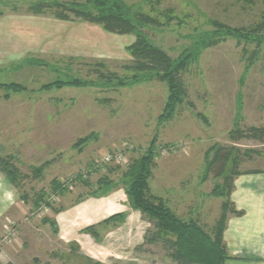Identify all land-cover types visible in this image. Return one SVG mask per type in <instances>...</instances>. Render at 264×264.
I'll return each instance as SVG.
<instances>
[{"label":"rangeland","instance_id":"obj_1","mask_svg":"<svg viewBox=\"0 0 264 264\" xmlns=\"http://www.w3.org/2000/svg\"><path fill=\"white\" fill-rule=\"evenodd\" d=\"M43 1L66 0H27L20 9L35 14L31 6ZM125 1L156 19L146 32L173 58L197 34L213 30L214 21L251 26L264 14V0ZM42 11L39 15L50 17L56 12ZM72 21L82 26L83 21ZM69 30H62L65 38L59 46L65 49L70 46L67 37L73 36ZM92 30L94 46L82 47L90 51L30 52L0 67V157L22 176L19 188L6 180L26 206L25 216L2 228L0 251L18 248L20 264H176L162 243L152 239L155 229L147 217L130 207L119 179L132 160L151 149V192L167 203V192L174 188L173 200L180 201L175 209L210 232L223 202H230L229 196L210 195L215 186L264 170V40L257 45L227 38L205 48L182 74L186 98L172 117L161 118L168 87L160 80L116 89H41L55 79L94 80L100 61L103 72L127 74L122 65L131 59L126 47L135 36L105 38L98 36L99 27ZM78 32L86 39L91 30ZM77 52L91 56L72 55ZM16 83L21 90L9 88ZM81 138L87 140L73 147ZM107 154L112 161H105ZM214 155L217 161L202 181ZM225 155L224 172L216 176ZM44 162L48 164L35 177L34 168ZM234 172L229 183L225 177ZM103 177L118 183L99 194ZM113 196L119 211L95 213V207ZM113 215L123 217L109 220Z\"/></svg>","mask_w":264,"mask_h":264},{"label":"trees","instance_id":"obj_2","mask_svg":"<svg viewBox=\"0 0 264 264\" xmlns=\"http://www.w3.org/2000/svg\"><path fill=\"white\" fill-rule=\"evenodd\" d=\"M56 10L52 16L60 20H79L99 25L104 31L124 35L132 34L134 41L126 47V51L131 59L122 65V69L127 73L119 76L113 72H103L104 62L95 63L97 78L94 80L78 77H69L66 80L55 79L41 87L49 89L63 86L69 87H96L99 89H116L129 87L135 84L160 80L168 87V96L165 102L163 116L170 118L174 114L177 105L186 98V88L182 80V74L187 67L195 62L201 52L212 45L227 38L238 40H251L262 45L264 34V14L260 22L251 26L232 27L219 21L212 22L213 30L197 34L190 46L186 47L177 57H171L166 51L148 36L146 29L156 24V19L131 5L125 0H66L62 2H37L31 6V11L40 14L42 10ZM261 33V34H260ZM25 64L44 65L42 62L25 60ZM9 88L20 89V85L9 84ZM87 138L79 139L73 147L85 142ZM154 153L151 149L141 156L132 160L126 171L119 179L123 185L130 207L140 211L155 229L154 240H159L168 250L171 259L176 264H224L229 258L223 241V232L226 227L228 212L234 215L241 214L230 207V202H223L220 217L210 232L193 218H183L177 215L161 198L153 194L149 187V177L153 165ZM222 163L216 172V176L223 174L227 155L221 157ZM217 157L209 162L202 181H204ZM48 164L44 162L41 166L34 168L35 177L40 176L43 168ZM0 171L5 174L6 179L14 183L19 188V178H22L18 170L0 157ZM237 173L225 177L230 180ZM232 182V181H231ZM106 177L98 181L97 191L104 194L117 185ZM228 188V189H227ZM233 183L227 186L216 185L210 195L218 197L230 196ZM94 193V192H93ZM24 199V198H22ZM25 201V199L23 200ZM122 218L121 215H113L109 220ZM0 264H13L12 262Z\"/></svg>","mask_w":264,"mask_h":264},{"label":"crops","instance_id":"obj_3","mask_svg":"<svg viewBox=\"0 0 264 264\" xmlns=\"http://www.w3.org/2000/svg\"><path fill=\"white\" fill-rule=\"evenodd\" d=\"M26 1L0 0V67L23 60L30 52L39 53L65 49V47L59 46L64 43L63 28L70 29L71 31L66 32L73 35L67 37L66 43H69L70 46L65 49L72 50V52L80 50L83 43H88L90 47L94 46L93 27L100 28L99 37L106 38V35L113 34L104 31L99 25L88 22H80L82 26L77 27L74 21L31 14L20 9ZM15 7L16 10L13 9ZM74 29L75 31H73ZM78 29L81 31L91 30V33L85 39L78 32ZM87 49V47H84L82 51ZM72 55L91 56V54H85V52L72 53ZM174 191L177 193L174 188L167 192V205L177 215H182L181 217L184 218L185 215L183 216L177 211L178 209H175L180 201L173 200V197L177 195L173 193ZM183 192L182 190L181 194ZM229 200L235 210L240 211L241 214H228L223 232V241L229 258L225 260L224 264H264V170L248 171L236 175ZM119 206L117 197L113 196L105 200L102 207L97 208V206L94 209L95 213H99L101 210L107 213L116 209L119 211ZM25 212L26 206L19 201L17 191L0 171V234L2 228L8 226L6 222L18 221L23 217L22 215L25 216ZM70 224H73V222L70 221ZM14 249L5 246L0 251L1 262L20 264L18 259L20 250L18 248Z\"/></svg>","mask_w":264,"mask_h":264},{"label":"built area","instance_id":"obj_4","mask_svg":"<svg viewBox=\"0 0 264 264\" xmlns=\"http://www.w3.org/2000/svg\"><path fill=\"white\" fill-rule=\"evenodd\" d=\"M105 161H112V156L110 154H107L105 156Z\"/></svg>","mask_w":264,"mask_h":264}]
</instances>
